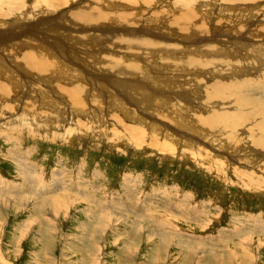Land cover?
<instances>
[{
  "label": "rangeland",
  "instance_id": "374dc122",
  "mask_svg": "<svg viewBox=\"0 0 264 264\" xmlns=\"http://www.w3.org/2000/svg\"><path fill=\"white\" fill-rule=\"evenodd\" d=\"M129 1L126 9L109 4L113 0H54L53 4L50 0H0V8L10 11L7 17L0 16V88L11 91L4 98L8 106L4 115L0 104V264H264V147L254 144L264 139V133L250 131L256 127L253 119L262 114L264 119V73H254L257 69L249 64L255 61L254 55L264 53V0ZM94 10L102 16L125 13L131 22L95 25L79 20V13L87 16ZM178 22L182 31L175 29ZM98 28L108 32L102 35ZM189 28L202 43L191 42L195 37ZM128 30L138 32L134 36L140 39L160 34L157 37L164 42L169 38L171 45L181 35L188 37L184 39L191 42L190 51L173 56L166 54L174 50L172 46L171 50L158 46L155 61L152 54L148 60L143 54L140 60L127 53L135 39L126 35ZM34 36L37 40L31 42ZM40 42L52 50V63L65 66L57 74L46 75L26 65L28 56L40 55L30 49L36 43L40 48ZM207 44L223 46L227 55L215 52L214 58L227 56L222 61L228 62L211 64ZM194 47H200V52ZM105 50L109 56L163 68L166 84L135 72L125 76L109 70ZM179 58L188 61L183 71L186 78L180 77L179 69L174 72L168 67L170 60ZM146 67L147 74L151 71ZM189 74H196V79ZM7 75L17 80L16 87L5 80ZM66 78L85 92L93 87L92 95L84 92L79 98L82 109L65 92ZM170 78L172 85H180L175 91L183 92L184 99L190 98L192 90L199 100L188 99L181 110V101L174 98L177 94L161 87L168 86ZM157 88L171 95V108L165 106L163 112L165 101L160 99L163 96L158 98ZM207 88L220 89L223 103L208 102ZM232 98L242 107L259 102L262 112L252 114L247 105L244 114L235 109ZM205 104L208 115L199 111ZM15 105L25 111L26 119L7 120L16 114ZM174 105L180 109L178 114L173 113ZM92 111L102 113L96 123L85 114ZM125 111L139 120L133 121L129 116L134 114ZM63 112L64 121H58ZM214 117L220 122L226 118L227 124L242 122L235 132L243 144L239 150L226 149L233 142L224 137L230 124L225 134L215 130L219 136L214 149L206 146ZM179 120L184 121L183 128L178 127ZM190 124L193 131L186 129ZM133 126L145 138L139 132L132 134ZM247 133L254 136L252 141ZM199 148L208 156L200 157ZM92 217L96 222L89 223ZM89 232L96 237L95 245H85Z\"/></svg>",
  "mask_w": 264,
  "mask_h": 264
},
{
  "label": "bare ground",
  "instance_id": "6f19581e",
  "mask_svg": "<svg viewBox=\"0 0 264 264\" xmlns=\"http://www.w3.org/2000/svg\"><path fill=\"white\" fill-rule=\"evenodd\" d=\"M13 1V0H12ZM43 1H45V0H43ZM51 2H52V4L53 3H56V2H54V0L52 1V0H50ZM114 2H109V4H113L114 6H120L121 8H126L127 9V6H126V3H127V1H129V0H113ZM227 1V0H226ZM229 1V0H228ZM239 1H241V2H246V1H249V0H239ZM11 2V1H10ZM116 2H117V4H116ZM130 2V1H129ZM176 2V1H175ZM19 3V2H18ZM46 3V2H45ZM58 3V2H57ZM185 3H186V1H185ZM189 3V2H188ZM194 3V2H193ZM199 3V2H198ZM24 4V3H23ZM47 4V3H46ZM52 4H51V7H54V6H52ZM108 4V3H107ZM134 4V3H133ZM18 5H20V4H18ZM193 5V4H192ZM13 6V5H12ZM21 6H24V5H21ZM108 6H110V5H108ZM113 6V7H114ZM137 6V5H136ZM183 6V5H182ZM194 6V5H193ZM14 7V6H13ZM60 7V6H59ZM189 7V6H188ZM47 8V7H46ZM111 8V7H110ZM233 8V7H232ZM1 9V8H0ZM33 9V8H32ZM54 9V8H53ZM98 9V8H97ZM188 9V8H187ZM229 9H231L230 7H229ZM2 11H0V16H6L10 11H8L7 9H5V10H3V9H1ZM24 10H26V9H24ZM122 10V9H121ZM190 10V9H189ZM220 10V9H219ZM28 11H31V10H28ZM84 11V10H83ZM110 11V10H109ZM188 11V10H187ZM228 11V10H227ZM12 12V11H11ZM87 12H89L88 11V9H87ZM86 12V13H87ZM91 12V11H90ZM98 12V11H97ZM113 12V11H112ZM118 12V11H117ZM123 12V11H122ZM189 13H190V15H194V14H192L190 11H188ZM18 13V12H17ZM27 13V12H26ZM29 13V12H28ZM27 13V14H28ZM35 13V12H34ZM83 12H81V13H79L78 14V18H79V20L81 21V22H83V24L85 23H92V22H95V25L98 23V25H100V24H103L104 23V25L106 24V22H109V21H114V20H117L119 23L121 22V21H123L124 22V24L126 23V24H129L130 22H131V18H129L128 16H126L125 15V13H118V14H107L106 16H102V15H100L99 13H95V10L94 11H92V13H89V15H87V16H80L81 14H82ZM108 13V12H107ZM109 13H111V12H109ZM114 13V12H113ZM127 13V12H126ZM189 13H187V14H189ZM220 13V12H219ZM26 14V15H27ZM84 14V13H83ZM175 14V13H174ZM203 14V13H202ZM22 15V14H21ZM25 15V14H24ZM29 15V14H28ZM27 15V16H28ZM35 15V14H34ZM86 15V14H85ZM170 15V14H169ZM214 15V14H213ZM76 16H77V14H76ZM179 16H181V14L179 15ZM178 16V17H179ZM186 16V15H185ZM188 16V15H187ZM195 16H196V14H195ZM225 16V15H224ZM7 17V16H6ZM175 17V16H174ZM192 17V16H191ZM191 17H188V19L190 18L191 19ZM198 17V16H197ZM88 18V19H87ZM180 18H183V16H181ZM251 18V17H250ZM17 19H18V17H17ZM168 19V18H167ZM166 19V20H167ZM170 19V18H169ZM175 19V18H174ZM186 19V18H185ZM177 20H179L178 18H177ZM33 21V20H32ZM170 21H172V20H170ZM166 22V21H165ZM184 22V21H183ZM188 22V21H187ZM223 22V21H222ZM5 23V22H4ZM77 23V22H76ZM122 23V22H121ZM120 23V24H121ZM168 23V22H167ZM175 23H176V21L174 22V20H173V22H172V27H174L173 26V24L175 25ZM185 23V22H184ZM200 23V22H199ZM217 23V22H216ZM3 24V23H2ZM123 24V23H122ZM159 24V23H158ZM177 24V23H176ZM178 24H179V22H178ZM183 24V23H182ZM4 25V24H3ZM112 24L110 23V26H111ZM187 24H185V26H186ZM196 25V24H195ZM78 26V25H77ZM88 26H89V24H88ZM158 26V25H157ZM157 26H155L156 28H157ZM163 26V25H162ZM161 26V27H162ZM168 26H171V23H169V25ZM179 26H181V23L175 28V29H178V30H180V31H182L181 30V28H179ZM198 26V25H197ZM202 26H203V24H202ZM213 26H214V24H213ZM24 27V26H23ZM92 27H94V26H92ZM107 27V26H106ZM105 27V28H106ZM187 27V26H186ZM190 27H191V25H190ZM99 28H101V29H105L104 27H99ZM98 28V29H99ZM170 28V27H169ZM194 29H195V27H193ZM192 28V29H193ZM198 28H201L200 27V25H199V27ZM69 29V28H68ZM78 29V28H77ZM80 29V28H79ZM78 29V30H79ZM107 29V28H106ZM105 29V30H106ZM158 29H159V27H158ZM161 29V28H160ZM163 29V28H162ZM165 29H167V28H165ZM171 29H173V28H171ZM187 29V28H186ZM190 29V28H189ZM81 30H82V28H81ZM85 30V29H84ZM108 31L110 30V29H107ZM123 30V29H122ZM141 30V29H140ZM139 30V31H140ZM142 30H144L145 31V33L147 32V30H145V29H142ZM167 30H170V29H167ZM188 30V29H187ZM191 30V29H190ZM75 31V30H74ZM108 31H105V32H103V31H100V29H99V33H101L102 35L103 34H105V33H107ZM113 31V30H112ZM111 31V32H112ZM129 31V30H128ZM137 31V30H136ZM157 31V30H156ZM170 31H172V30H170ZM169 31V32H170ZM176 30H174V31H172V32H175ZM180 31H176V32H180ZM194 32H196V29L195 30H193ZM197 31L198 32H200L199 31V29H197ZM72 32V31H71ZM110 32V31H109ZM125 32V31H124ZM130 32V31H129ZM135 32V31H134ZM130 32L129 34H126V35H130V36H133V37H135L134 35H137V33L138 32ZM141 32V31H140ZM152 32V31H151ZM155 32V31H154ZM189 32H192V30L191 31H189ZM207 32V31H206ZM209 32H211L210 30H209ZM76 32H74V35H76L75 34ZM95 33H96V31H95ZM118 34L120 33V32H117ZM123 33V32H122ZM128 33V32H127ZM153 33V32H152ZM160 33V32H159ZM164 33V32H163ZM162 33V34H163ZM167 33V32H166ZM166 33H164L165 35L164 36H168V35H166ZM171 33V32H170ZM86 35H88L87 33H85ZM110 34V33H109ZM113 34V33H112ZM142 34V33H141ZM148 34V33H147ZM161 34V35H162ZM59 35V34H58ZM100 35V34H99ZM160 34H158L157 36H159ZM177 35V34H176ZM73 36V35H72ZM112 36V35H111ZM129 36V37H130ZM139 37H140V35H138ZM152 36V35H151ZM156 35H154L153 37H142L141 39L140 38H138V37H135V39L133 40V42H132V44H129V46L127 47V50H128V54H131V55H135L134 57H136V58H138V59H140L141 58V55H147V60L150 58V56H151V54H152V56H151V59L153 60V61H155L156 59H157V56H156V53L158 52V50L159 49H156V48H158V46H161V48L162 47H166L167 49H169V50H171V48L173 47L174 48V50L173 51H166L165 49V51L167 52L166 54H170L171 52V54L174 56V54H176L177 53V55L178 54H186V53H188V50H189V48L191 47V45H188L189 43H191V42H197V41H201L202 39L201 38H197L196 36H197V34L196 33H194L193 34V32H192V37H195V40L194 41H191V42H189V41H187V40H185L184 38H186V37H182V35H181V37L180 38H175L176 39V41H179L178 43H176L175 45H171V44H169V38H165V40H166V42H164V41H162V40H160L158 37H157ZM163 36V37H164ZM175 36V35H174ZM211 36V35H210ZM86 37H88V36H86ZM91 37H93V36H91ZM104 37V36H103ZM106 37V36H105ZM128 37V36H127ZM162 37V38H163ZM170 37V36H169ZM32 39H30L31 40V42L32 41H36L37 40V38H36V36H34V37H31ZM79 38V37H78ZM113 38V37H112ZM170 38H172V37H170ZM73 39V38H72ZM104 39H106V38H104ZM125 39V38H124ZM186 39H188V37L186 38ZM208 39V38H207ZM40 40V39H39ZM49 40H50V38H49ZM48 40V41H49ZM52 40V39H51ZM64 40V39H63ZM126 40V39H125ZM127 40H130V38H128ZM131 40H132V38H131ZM189 40H191V39H189ZM193 40V39H192ZM205 40V39H204ZM97 41V40H96ZM120 41V40H119ZM118 41V42H119ZM173 41H174V39H173ZM175 41V42H176ZM203 41V40H202ZM202 41H201V43H202ZM30 42V43H31ZM37 42H39V41H37ZM41 42H43V41H41ZM41 42H40V44H41ZM64 42V41H63ZM127 43H125V44H128V41H126ZM168 42V43H167ZM181 42V43H180ZM85 43V42H84ZM120 43V42H119ZM129 43H130V41H129ZM174 43V42H173ZM200 43V44H201ZM35 44V43H34ZM37 44V43H36ZM35 44V48H31V46H30V49H33V52H35V53H38V54H40V55H30V56H26V54H25V56L27 57V61L25 62L26 63V65L27 66H29V67H31L32 65H34L33 67H31L32 69L33 68H37L39 71H43V73H44V71H46V75L48 74V73H54V74H57L58 72H59V70H61V69H63L65 66H63V65H57L56 63H52L51 61V55H52V53L53 52H51L52 50H50V49H47V48H43V44H41L40 45V48H36V45ZM57 44V43H56ZM66 44V43H65ZM92 44V43H91ZM95 44V43H94ZM93 44V45H94ZM99 45V44H98ZM103 45H104V43H103ZM145 45L147 46V47H145ZM208 45V44H207ZM219 45V44H218ZM85 46V45H84ZM83 46V47H84ZM100 46V45H99ZM150 46V47H149ZM172 46V47H171ZM209 46V45H208ZM227 46V45H226ZM228 46H229V44H228ZM50 47V46H49ZM53 47V46H52ZM82 47V46H81ZM121 47V46H120ZM145 47V48H144ZM169 47H171V48H169ZM201 47V46H200ZM200 47H194L195 48V50L197 49V51H198V48L201 50V48ZM13 48V47H12ZM29 48V47H28ZM93 48V47H92ZM98 48V47H97ZM99 48H101V47H99ZM104 48H105V45H104ZM151 48V49H150ZM172 48V49H173ZM207 48V47H206ZM237 48V47H236ZM87 49V48H86ZM95 49H96V47H95ZM102 49V48H101ZM107 49V48H106ZM163 49V48H162ZM188 49V50H187ZM209 49H211L212 51L209 53V55L207 56V57H209L210 59H208V61L211 63V64H214L215 66H219V65H225L228 61H222V59L223 60H225V59H227V56H226V58H221V59H218V60H215V58L214 57H216V55H215V52H217V54H219V55H223V56H225V55H227V53H226V50L225 49H223V46H221V47H216V46H213V47H211V46H209ZM28 50V49H27ZM200 50L198 51V53L200 52ZM230 51H231V49H229ZM241 50V49H240ZM190 51V50H189ZM204 51V50H203ZM42 52H45L46 54H43ZM65 52V51H64ZM82 52V51H81ZM97 52V51H96ZM236 52V51H235ZM261 52V51H260ZM101 53V52H100ZM103 53H105L106 55L104 56L107 60H106V65L108 66V68H109V70H114V71H116V73L117 74H120V75H123V74H125V73H130L131 75L135 72V74H137V75H140V76H145V77H147L148 78V80L150 79V81L151 82H153L154 80H157L158 81V79H160V81L163 83V82H165V84H166V82H167V79L166 78H164V77H162L161 76V72H162V70H163V68H160V67H158V69H154L153 67H152V63L151 62H147V61H145L144 63H145V65L142 63V65L140 64H138L135 60H132V59H125L124 57H114V56H109L108 55V51L107 50H105ZM126 53V54H127ZM192 53H194V52H192ZM203 53V52H202ZM125 53H123L122 55H124ZM190 54V53H189ZM195 54V53H194ZM237 54H239V53H237ZM99 55V54H98ZM104 55V54H103ZM164 55V54H163ZM191 55V54H190ZM197 55V54H196ZM200 55V54H199ZM258 55V54H257ZM254 55L253 56V58L255 57V63L254 62H252L251 61V63H249V64H251V66L253 67V68H256L257 69V71L258 72H254V73H264V53H261L260 55ZM57 56L59 57L60 55H58L57 54ZM195 55H193V57H194ZM262 56V58L261 59H259V57H261ZM144 57V56H143ZM142 57V58H143ZM169 57V56H168ZM167 57V58H168ZM197 57V56H196ZM252 57V56H251ZM251 57H250V59H251ZM146 58V57H145ZM230 58H231V56H230ZM248 58H249V56H248ZM247 58V59H248ZM61 59V58H60ZM77 59V58H76ZM185 59V58H184ZM184 59H173V60H170V62H171V64L169 63L168 64V67H169V69H171V70H174V72H175V70L176 69H179V71L182 73L181 75H180V77H183V78H186V75L183 73V71H184V65H186V66H188V61H183ZM233 59H234V56H233ZM246 59V60H247ZM73 60V59H72ZM141 60V59H140ZM144 60V59H143ZM151 60V61H152ZM169 60V59H168ZM189 60V59H188ZM234 60H236V59H234ZM233 60V61H234ZM75 61V60H74ZM233 61L232 62H230V63H232L233 64ZM241 61V60H240ZM143 62V61H142ZM200 62V61H199ZM205 63V62H204ZM229 63V64H230ZM259 63H261V64H259ZM1 64V63H0ZM211 64H210V66H211ZM248 64V65H249ZM205 65H208L207 63H205L204 64V67H207V66H205ZM72 66V65H71ZM146 66H148L149 67V70L151 71V72H153L154 74H156L157 76H155V75H153L151 72H148L147 74H146V72H144L143 71V69H145V68H147ZM198 66V65H197ZM213 66V65H212ZM214 66V67H215ZM256 66H258V67H256ZM203 67V68H204ZM2 68V67H1ZM0 68V69H1ZM83 68V67H82ZM168 69V68H167ZM128 70H130V71H128ZM71 71H73V72H76V70H71ZM119 71H123L124 73H119ZM168 71H170V70H168ZM206 71H208V70H206ZM205 71V72H206ZM236 71V70H235ZM0 72H1V70H0ZM2 72L4 73V70L2 69ZM71 73V72H70ZM77 73V72H76ZM186 73V72H185ZM249 73V72H248ZM22 74H24V76H25V73H24V71H23V73ZM28 74V72H26V75ZM67 74V73H66ZM80 74V73H79ZM78 74V75H79ZM187 74V73H186ZM256 74V75H257ZM1 75V74H0ZM11 75V74H10ZM10 75H7V77H6V81L8 82V83H11V84H13L14 85V87H16L17 86V84L15 83V81H17L15 78L14 79H10L11 77H10ZM30 75V74H29ZM33 75V74H32ZM37 75V74H36ZM43 75V74H42ZM68 75V74H67ZM127 74H125V76H126ZM192 78H195L196 79V74L195 75H192V74H189ZM248 75H250V74H248ZM189 76V78H191ZM254 76V75H253ZM15 77V76H14ZM26 77V76H25ZM29 77V76H28ZM35 77V76H34ZM43 76H41V78H42ZM174 78V77H173ZM199 78V77H198ZM33 79V78H32ZM43 79V78H42ZM45 79V78H44ZM47 79V78H46ZM162 79V80H161ZM171 79L172 78H170V83H168V86H163V85H161V87L162 88H164L167 92H171V93H173V94H177V95H174V98L176 99V100H178V101H181V104H180V106H179V108L181 109V110H183L184 108H183V106H185V105H188L187 103H186V101H188V99H197V98H199V96L198 97H195V95H196V92L197 91H192L191 90V95H190V98H183L184 96H185V94L183 93V92H181V91H175V87H176V85H172V84H174V83H172V81H171ZM201 79V78H200ZM204 79V78H203ZM51 81V80H50ZM72 81H74L73 79H69V78H66V83L68 84L67 85V87L68 88H65V92H67V94H68V96L69 97H71L72 96V98H73V100H72V102L76 105L77 103V106L76 107H78L79 109H82V107H83V103H81L80 104V97H82L83 96V94H84V90L82 89V87H79V86H73V82ZM174 81H180V80H173V82ZM185 81V80H184ZM183 81V82H184ZM196 81V80H195ZM43 82V81H42ZM41 82V84H43ZM47 82V81H46ZM181 82V81H180ZM176 83V82H175ZM185 83V82H184ZM47 84V83H46ZM181 84H182V82H181ZM199 86V85H198ZM90 87V86H89ZM92 87V86H91ZM90 87V88H91ZM177 87H179L180 88V85L179 86H177ZM176 87V88H177ZM162 88H157V89H155L156 91H157V93H158V98H159V96H163V97H160V99H162V100H164L165 101V103L163 104V106L161 107V112H163V111H165L166 109H165V106H169L170 108H171V106H170V97H171V95L169 94V93H167L165 90H163ZM220 88V87H219ZM94 89H93V87L91 88V91H90V89H89V92H87V93H91L90 95H92L93 94V91ZM220 90V89H219ZM219 90H214V89H209V88H207L205 91V93H204V97L207 99V101L208 102H212V100H216L217 102H218V100H220L222 103H223V100H221V98H219V95H220V91ZM86 92H85V94H86ZM89 95V96H90ZM166 95H168V96H166ZM179 95V96H178ZM6 96H8V97H10L11 96V91L7 88V87H1L0 88V104H1V106L2 107H4V111L3 112H1V113H3V115H4V113H6V110L8 109V106L7 105H4V98L6 97ZM85 97V96H84ZM105 98V97H104ZM114 98V97H113ZM174 98H172V102H173V99ZM237 99V98H236ZM242 98H240V100H241ZM19 100V99H18ZM197 100H199V99H197ZM200 100H204V99H202V98H200ZM232 101H235V99H231ZM230 100V101H231ZM97 101V100H96ZM116 101V100H115ZM238 101V100H237ZM237 101H235L236 103H234V105H235V109L236 110H240V111H242L244 114L246 113L245 112V110H247L248 111V109H245V108H247V105H249V106H251V108H250V112L252 113V114H259V113H261L262 112V109H260L261 107H259L258 108V106H260V104L259 105H257L256 103H259V102H253V103H244V105H243V107L240 105V104H237L238 102ZM255 101V100H254ZM175 102V101H174ZM188 102H190V101H188ZM199 103H200V101H198ZM176 103V102H175ZM198 104V103H197ZM204 104V103H203ZM207 104V103H206ZM206 104L204 105V106H206ZM213 105H215V103H212ZM17 105V104H16ZM16 105H15V111H16V114H14V115H12V116H9L8 118H7V120L8 119H18V120H23L24 118H25V115H24V113H25V111L23 110L22 112L20 111V109L19 108H16ZM201 105V104H200ZM223 105V104H222ZM226 105V104H225ZM175 106V105H174ZM1 107V108H2ZM200 107V106H199ZM223 107H224V105H223ZM207 108V106L206 107H204V109L203 108H201V109H199V111L201 112V111H204L203 113H205V115H208L209 114V112H208V110L206 109ZM221 108H222V106H221ZM18 109V110H17ZM71 109H72V107H71ZM78 109V110H79ZM165 109V110H164ZM180 109H176V106H175V108H174V111H173V113H177L178 114V112L180 111ZM208 109H209V107H208ZM226 109V108H225ZM30 110V109H29ZM196 110V109H195ZM210 110V109H209ZM197 111V110H196ZM239 111V112H240ZM31 112V111H30ZM67 112V111H66ZM213 112V111H212ZM126 115L128 114L129 115V113H132V114H134L133 112H130V111H125L124 112ZM195 113H197V112H195ZM211 113V112H210ZM219 113V112H218ZM229 113V112H228ZM243 113H240V115L239 116H242L241 114H243ZM29 114H31V113H29ZM75 114V113H74ZM85 114H86V116H87V118H90L89 116H92V119H90V121L92 120V122L94 123L95 121L94 120H96V118H99L100 119V115H102V113L100 112V111H98V112H94V111H92L91 113H90V115H88L86 112H85ZM167 114H170V112L168 111L167 112ZM166 114V115H167ZM181 114V113H180ZM237 114V113H236ZM3 115L2 114H0V118H2L3 117ZM78 115V114H77ZM28 116H30V115H28ZM229 116H231V115H229ZM26 117H27V115H26ZM72 117V116H71ZM205 117H208V116H205ZM218 117V116H217ZM222 117V116H221ZM234 117V116H233ZM28 118V117H27ZM86 118V117H85ZM129 118L130 119H133V121H137V120H139V117L138 116H136L135 114H134V116H132V115H130L129 116ZM141 118V117H140ZM164 118H166V116H164ZM179 117L176 115L175 116V118H173L174 119V123L177 125V123L175 122V121H177L176 119H178ZM219 118V117H218ZM261 118H263V114L259 117V118H257V120H254L253 119V122L256 124V127L254 128V130H250V131H256V132H259V133H264V119H261ZM26 119V118H25ZM32 119V118H31ZM117 119V118H116ZM115 119V120H116ZM145 119V118H144ZM201 119V118H200ZM234 119H236L235 117H234ZM6 120V121H7ZM57 120L58 121H64V112L60 115V117H58L57 118ZM71 120V119H70ZM146 120V119H145ZM166 120V119H165ZM226 118H224V122H220L219 120H217L215 117H214V119H213V122H211V124H210V126L212 127V130L209 132V137H208V140L210 141V142H208L209 144H206V146H211L210 148L212 149H214V146H215V143H216V136H219V134H225L224 133V131H226V130H228L229 131V134L227 135H224V137H226V136H228V138H231L232 140H233V142H232V140H230V142H232V144L230 143V144H227V150H239L240 148V145L242 144V142H240V143H238V139H240L239 138V136H237L236 134H235V132H236V130L237 129H241V127L243 126L242 125V122H239V121H236V122H232V124H231V122L230 123H226ZM259 120V121H258ZM26 121V120H25ZM24 121V122H25ZM201 121V120H200ZM228 121V120H227ZM10 122V121H9ZM13 122V121H12ZM11 122V123H12ZM100 122V121H99ZM152 122H154V121H152ZM183 122L184 121H181L180 122V120H179V124H178V127L180 128H183ZM189 122V121H188ZM191 122H193V121H190V123ZM199 122V121H198ZM208 122H209V120H208ZM28 123H30V122H28ZM34 123V122H33ZM40 123V122H39ZM42 123V122H41ZM90 123V122H89ZM96 123V122H95ZM115 123H117V120L115 121ZM151 123V122H150ZM31 124V123H30ZM118 124V123H117ZM155 124V123H154ZM153 123H151L150 125H154ZM174 124V125H175ZM188 124V123H187ZM200 124V123H199ZM204 124H208V123H204ZM227 124V125H226ZM230 124V125H229ZM22 125V124H21ZM43 125V124H42ZM41 125V126H42ZM91 125V124H90ZM94 125V124H93ZM122 125V124H121ZM157 125V124H156ZM195 125H196V123H195ZM229 125V126H228ZM88 126V125H87ZM193 125H191L190 124V126L188 127V128H186V129H188V130H191V131H193V129H191V127H192ZM226 126H228V128H226V130H225V127ZM76 128H80L81 126H78V124H76V126H75ZM176 127V126H175ZM202 126H199L198 127V129L200 130V128H201ZM44 128V127H43ZM97 128V127H96ZM129 128V127H128ZM133 128L134 129H132V130H130L131 131V133L132 134H137V132H139V128H137L136 126H133ZM155 126L153 127V130L154 131H156L155 129ZM160 128V127H159ZM184 128H185V125H184ZM197 128V127H196ZM98 129V128H97ZM122 129V128H121ZM130 129V128H129ZM219 130V134L217 133V131L215 132V130ZM71 130H73V129H70V131ZM127 130V129H126ZM165 130V129H164ZM74 131V130H73ZM79 131H80V129H79ZM103 131V130H102ZM129 131V132H130ZM190 131V132H191ZM227 131V132H228ZM94 132V131H93ZM97 132H98V130H97ZM143 132V131H142ZM99 133V132H98ZM140 133V136H143L144 137V135H145V133H141V132H139ZM167 133V132H166ZM95 134V133H94ZM195 134V133H194ZM98 135V134H97ZM164 135H167V134H164ZM170 135V134H169ZM173 135V134H172ZM105 136V135H104ZM137 136V135H136ZM135 137V136H134ZM195 137V136H194ZM247 137L248 138H250L249 140L250 141H252L253 139H254V136L252 135V134H250V133H247ZM145 138V137H144ZM154 138V137H153ZM167 138V137H166ZM177 138H179V135H177ZM202 139H204L203 137H201ZM136 139H138V138H136ZM187 140H188V138H186ZM185 139V140H186ZM201 139V140H202ZM259 139V138H258ZM141 140V139H140ZM163 140V139H162ZM176 140V139H175ZM174 140V141H175ZM166 142V141H165ZM170 142V141H169ZM214 142V143H213ZM172 143H173V140H172ZM228 143V142H227ZM195 144V143H194ZM254 144H257L258 146H260V145H262L263 147H264V139H261L260 141H255L254 142ZM154 145V144H153ZM173 145V144H172ZM175 145V144H174ZM190 145H192V144H190ZM214 145V146H213ZM216 145H217V143H216ZM231 146V145H233V147H231V148H228V146ZM243 145V144H242ZM170 146V145H169ZM188 146V145H187ZM194 147V146H193ZM196 147V146H195ZM224 147V146H223ZM262 147V148H263ZM188 148V147H187ZM216 148V147H215ZM202 150V149H201ZM162 151H164V152H166V153H168V152H170V153H172L171 152V150L170 149H162ZM199 151H200V148H199ZM198 152V151H197ZM196 154V153H195ZM236 154V153H235ZM192 155V154H191ZM232 156H233V154H231ZM241 155H244V154H241ZM204 156H208V153H206V152H203V151H200V157H204ZM210 158V157H209ZM233 159V158H232ZM211 160H213V159H211ZM210 160V161H211ZM213 162V161H212ZM248 164V163H247ZM103 222V221H102ZM103 228V227H102Z\"/></svg>",
  "mask_w": 264,
  "mask_h": 264
},
{
  "label": "crops",
  "instance_id": "0c3cea01",
  "mask_svg": "<svg viewBox=\"0 0 264 264\" xmlns=\"http://www.w3.org/2000/svg\"><path fill=\"white\" fill-rule=\"evenodd\" d=\"M92 219H93V220L89 221V223H91V222H92V223L96 222V218L94 219V218L92 217ZM88 235H89V238H88V241L85 242V243H86L85 245H95L96 242H94V239H95L96 237H94L93 234H92L91 232H89ZM78 238H79V237H78ZM98 239H99V238H98ZM82 241H83V240H82ZM83 242H84V241H83ZM83 245H84V244H83Z\"/></svg>",
  "mask_w": 264,
  "mask_h": 264
}]
</instances>
